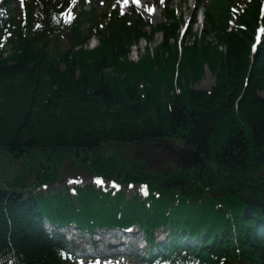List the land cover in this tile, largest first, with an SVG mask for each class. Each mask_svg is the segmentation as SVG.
Returning a JSON list of instances; mask_svg holds the SVG:
<instances>
[{
    "label": "trees",
    "instance_id": "1",
    "mask_svg": "<svg viewBox=\"0 0 264 264\" xmlns=\"http://www.w3.org/2000/svg\"><path fill=\"white\" fill-rule=\"evenodd\" d=\"M206 23L205 35L224 51L204 42V37L198 41L192 37L189 47L183 45L179 54L173 44L177 35L169 28L163 29L162 42L153 54L145 52L137 64L121 61L140 34L135 30L140 26L122 23L109 31L99 50L89 53L67 52L57 60L45 55V45L23 42L14 47L12 64L0 55V148L20 157L33 149H52L53 154L71 149L93 151L105 143L166 139L177 131L186 134L187 144L201 155H207L210 141L215 148H229L221 160L226 161L227 170L246 164L242 173L253 179L257 171L264 169V100L257 93L264 92V40L251 60L255 21L239 34L226 33L227 26L221 19L206 15ZM204 66L214 77L207 93L191 86L202 79ZM175 70L181 94L170 96ZM140 82L145 84L143 97ZM162 88L166 97L161 98ZM237 100L239 113L235 116L232 110ZM239 122L249 130L233 125ZM225 127H230L235 136L221 132ZM49 162L55 161L49 158ZM166 195L146 210L135 199L125 202L123 195L114 203H106L107 197L97 198L92 190L80 193L75 201L65 193L23 199L18 194L0 192V264H62L41 231L39 222L45 219L74 220L78 226L92 230L117 223L116 215L120 213L119 224L136 222L147 232L162 225H177L193 236L204 232L208 241L215 236L223 240L228 237L219 238L221 233L233 232L224 213L213 214L206 203L199 208L196 198L190 196L188 202L180 200L176 208L171 206L167 216ZM238 207V203L226 204L232 211ZM234 215L237 223L245 226L253 227L257 221L264 225V206ZM243 238L236 239L227 250L233 254L237 251L245 261L203 263L264 264V235L257 240ZM203 245L198 242L193 248L208 259L223 251H209ZM217 246L220 248L219 242Z\"/></svg>",
    "mask_w": 264,
    "mask_h": 264
},
{
    "label": "rangeland",
    "instance_id": "2",
    "mask_svg": "<svg viewBox=\"0 0 264 264\" xmlns=\"http://www.w3.org/2000/svg\"><path fill=\"white\" fill-rule=\"evenodd\" d=\"M106 3H110V4H114L117 2V0H103ZM168 5H166V7H169L171 9L176 10L177 15L182 14L183 18L185 21H187L190 16L193 13V7L195 6V0H167ZM200 8L198 11H195L194 14L197 15L198 17V26L197 28L200 27L199 23H202V11L205 8V6L210 2V0H200ZM119 4V3H118ZM119 6L121 7V5L119 4ZM155 6V5H154ZM163 4L159 1V5L153 8H151L152 6H149V9H151V11L148 10V13L151 14V16H148L146 13H144V15L147 17V19L150 20V23L155 26L161 22H163V18H162V14L161 11L163 10ZM12 8L14 9H21V3L18 2V0H13V4L11 5ZM125 7V6H124ZM125 9H129V7H125ZM197 28H194V26L192 27V33H195L197 31ZM196 30V31H195ZM159 41V37L156 36V38L154 39V43L151 44V48L155 47L158 44ZM204 42H207L206 40H204ZM211 43V41H210ZM190 44V41H187V43L185 44L186 47H188V45ZM173 45V44H172ZM144 43L141 42L139 45V49H140V54L142 53V50L144 48ZM175 47H177V49H179L178 46L175 45ZM191 85V84H189ZM213 85V78L207 68V66H204L202 68V79L199 80L198 82L192 84L191 86H194L195 89L200 90L202 92H206L210 89V87H212ZM258 96L262 99H264V93H262L261 91L257 92ZM233 110L238 111V100L234 102L233 104ZM232 110V111H233ZM240 124L239 123H234L233 125H237ZM240 129H245V130H249V127L244 125V124H240ZM221 132L222 131H227L228 133H230V136H235V134L233 133V130H230V127H225V128H221L220 129ZM218 132V131H216ZM179 132L174 131L170 134V136L167 139V143H171V140H173L174 144H176L177 146H180V143L185 140L186 141V134H178ZM225 135V133L223 134ZM187 142V141H186ZM213 143V141H212ZM214 145V143H213ZM159 148V147H157ZM189 148H191V146H189V144L187 145V149L189 150ZM129 148L127 147H123L118 149V147L115 145L114 146H107L106 148V154H103L101 157V160H104V162L99 166L100 168L103 169V172L100 169H97L96 171L92 172V173H98L101 172L103 174H109L111 173L113 175V172H117V176L121 177V173L123 174V176L125 175H130V176H135L134 172V168L133 165L129 164V159L130 158H125L126 157V153L124 151L128 150ZM192 149V148H191ZM214 150H218L215 148L214 146ZM84 151V150H83ZM136 150L134 151H129L130 153H132V155L134 154ZM123 152L124 156H121L120 153ZM89 153V151H88ZM139 153V152H137ZM141 158V155H137ZM84 157V156H83ZM83 157H77L79 160L82 159ZM20 159V158H19ZM33 161H24L22 159L20 160H14L9 158V156L7 155V153H5V151L0 149V186L4 187V186H10V182H12L13 180H21V181H28L27 183L29 185H31L34 182V177L36 174V171L38 173V170L35 169L36 167V163H38L37 165V169L43 170V167H48L47 169H49V171L47 173H53L54 169H59L56 166H51L50 164H46V160L44 158V154L41 152H34L31 155V158ZM56 161L61 162L62 165H65L66 168H63L61 170L60 175L56 176V180H54V182H52L51 185L47 186L46 188H41L38 191L41 192H49L51 189L53 188H57V189H63V187L69 186L68 188H72L74 185H78L79 183H81V181H83V184L80 185H92L94 186L96 189H105V188H113L115 190H121V191H125L127 197H130V195H133L135 192H140L141 189V185H136L130 188H125L123 186H120L118 184H114V182H111L108 179H105L102 176H98L99 178L103 179V181H100L101 179H98L102 184H100L99 182H97L98 180L95 179L92 175V173H90V171L88 169H77L76 167H73L74 165L70 164V161H67V159H70V155L69 154H56L55 156ZM83 161L80 162L82 168H84V166L86 164L89 163V161L87 162L85 159H82ZM99 160V157L97 158V160H95V163L101 161ZM190 161V160H189ZM202 161V160H201ZM201 161H199V159L194 160V161H190V163L188 164V166L192 167V169H197L199 168L201 165H205V167H208L207 163H203L201 164ZM23 162V163H22ZM45 165V166H44ZM57 165V164H56ZM59 167L60 164H58ZM24 166L22 173H19L18 170L20 167ZM171 166V162L167 161V159H163V161H161V163L157 164V165H153L150 166L149 171L147 170V172H155L157 174V172H164V171H170L169 167ZM145 168V167H144ZM233 169L234 174L231 176V179H233L234 181H236L237 183H251V181H249L247 179V174H242V169H247V165H241L239 166V164H237L234 167H231ZM192 171V170H191ZM89 172V173H88ZM142 173H144V170L142 171ZM196 174V172H194ZM197 175V174H196ZM166 178V176H165ZM192 177L188 176L182 178V180H186V182L190 181ZM20 181V182H21ZM219 182H223V184H225L226 182L224 181H219ZM19 183V182H18ZM20 184V183H19ZM218 190V189H217ZM93 195L97 198L101 197V193H99L97 190H93L92 191ZM187 193L189 194L190 191L187 190ZM226 192H222V195H225ZM237 194L235 193L233 195H231V203L229 204L230 206L232 204H236L239 202V199H237ZM89 195H91V193H89ZM201 195H205L206 197H213V193L210 191H204L201 192L199 191V193L196 195L197 197H201ZM247 198H249L248 196H246ZM246 197H241L243 200H248ZM90 198V197H89ZM203 199V198H202ZM223 197L217 198V197H213V198H205L204 200H207V202L211 205L213 202L219 200L222 201ZM98 200V199H96ZM251 200V199H249ZM106 201V199H104V202ZM241 209H236L234 211H232L229 219L227 222L232 224V228H233V232L232 233H221L220 236H218L219 238L225 237L227 236L228 238H225L223 240H219V244L221 245L220 248H226L228 250H230V248L235 244L236 239H244L243 237H247L249 240H251V238H254L255 240L260 239L261 236H263L264 232H262V234H257L258 230H257V226L256 227H252V226H245L244 224L241 223H237V219L236 216L234 215V213L240 211ZM214 214V211L212 212ZM198 217L199 215L196 214ZM65 220V221H64ZM63 222H51V221H44L42 220L41 223L39 222V225H41V231L44 235V228H46V230H49V225L52 224H56V223H61L63 224H70V225H77V223L73 220V221H69L68 219H64ZM204 223V222H203ZM258 224H260V222H256ZM48 225V226H46ZM46 226V227H45ZM81 227V226H79ZM137 229H140L139 227H137ZM141 230V229H140ZM139 230V231H140ZM261 230V229H260ZM264 231V229H263ZM166 232V228H164L163 230H159V232L156 233V239L158 241H161L164 239V237H166V235H164ZM239 232V234H237ZM75 233H78V231L76 230ZM168 235V233H167ZM139 241L141 243H143V240L141 238H138ZM223 241V242H222ZM264 241V240H263ZM84 242H88V237L84 236ZM144 244V243H143ZM97 247V246H96ZM99 250H104L105 245L100 243V245L97 247ZM264 253V251H263ZM5 259H8V256H5ZM122 259H117L116 261H121Z\"/></svg>",
    "mask_w": 264,
    "mask_h": 264
},
{
    "label": "snow or ice",
    "instance_id": "3",
    "mask_svg": "<svg viewBox=\"0 0 264 264\" xmlns=\"http://www.w3.org/2000/svg\"><path fill=\"white\" fill-rule=\"evenodd\" d=\"M118 3L121 2V0H117ZM161 2H163V0H161ZM123 3L125 5H127L129 3V0H123ZM132 3L136 4L137 6H139V0H132ZM149 11H151V9H149ZM260 31L264 32V29H261Z\"/></svg>",
    "mask_w": 264,
    "mask_h": 264
}]
</instances>
